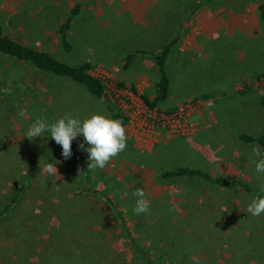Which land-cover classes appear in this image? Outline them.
I'll list each match as a JSON object with an SVG mask.
<instances>
[{
  "label": "rangeland",
  "instance_id": "374dc122",
  "mask_svg": "<svg viewBox=\"0 0 264 264\" xmlns=\"http://www.w3.org/2000/svg\"><path fill=\"white\" fill-rule=\"evenodd\" d=\"M259 2L0 0V29L9 37L71 65L89 62L106 85V95L97 99L71 81L0 54V91L6 94L0 97V208L15 187H23L0 223V264H143L105 200L80 193L90 177L115 198L135 237L158 261L264 264V214L247 212L250 194L196 178H161L176 167L195 166L214 177L235 174L260 191L264 176L255 171L259 158L252 152L258 144L239 145L236 138L264 134ZM76 4L81 12L68 32L72 51L66 53L58 29ZM177 33L167 61L171 94L158 113L141 99L154 98L153 56H136L127 67L125 60L136 51L158 53ZM109 101L130 122L126 149L102 170H86L83 136L72 141L68 159L50 132L24 137L38 118L49 124L66 114L81 121L93 114L111 118ZM56 161L62 179L39 174V165ZM138 188L150 201L147 214L133 212Z\"/></svg>",
  "mask_w": 264,
  "mask_h": 264
},
{
  "label": "trees",
  "instance_id": "16d2710c",
  "mask_svg": "<svg viewBox=\"0 0 264 264\" xmlns=\"http://www.w3.org/2000/svg\"><path fill=\"white\" fill-rule=\"evenodd\" d=\"M207 1V0H206ZM205 2H201L195 7V11L201 8ZM80 5H76L70 12L69 17L60 25L58 29V37L61 43V47L66 53L72 51V44L69 41L68 32L72 26L73 20L80 13ZM258 14L264 24V0H260L258 5ZM14 19L10 20V24H13ZM180 40V34L177 33L174 38L169 41L158 53L148 52L145 50L136 51L130 53L126 57V66H129L133 61V58L142 54H151L158 68V79L154 85V99H151L148 94L141 96V99L145 106L152 110L160 113L162 111L161 106L166 103L170 97L171 92V77L167 69V61L171 55L173 47ZM0 54L14 58L23 63H29L37 70L49 74L51 76H56L68 81H71L81 87H83L89 94L97 99H101L106 95V85L104 81L95 76L92 73V65L89 62H83L77 65H71L64 61L55 58L48 52L39 51L31 46L23 44L19 40H14L9 37L2 29H0ZM264 76V74H261ZM123 87V85H121ZM133 93H137L135 87L132 88ZM6 95L4 92L0 91V97ZM261 104L264 106V96L260 98ZM108 103V111L111 114L112 119H119L123 122L124 127H126L130 119L123 112V110L114 104L113 102ZM172 112V110H170ZM172 114V113H170ZM239 139L244 143H258L264 151V134L260 137H253L247 134H241ZM73 143V142H72ZM72 146V145H71ZM88 154L85 157L86 170L91 172V169H87L90 161L88 160ZM92 174V173H91ZM161 178L164 181H171L179 178H196L202 180L218 187H227L233 189H239L247 194H250L253 198L257 195H264V193L256 190L249 183L228 177H216L213 178L210 173L193 167H176L172 170H168L161 173ZM90 181L86 182L85 188L81 190L82 193L97 195L105 200L108 206L116 214L117 218L120 220L121 225L124 229V235L136 255L141 258L143 264H167L164 261H158L157 256L150 251V249L141 245L139 239L135 237V231L128 224L127 217L121 207L118 205L117 201L107 190H100L94 185L93 178L90 177ZM138 183L139 179H137ZM89 183H93L92 186ZM22 188L15 187L13 189V194L10 196L9 200L4 203L3 207L0 208V223H2L8 214L14 209L15 205L19 202Z\"/></svg>",
  "mask_w": 264,
  "mask_h": 264
},
{
  "label": "clouds",
  "instance_id": "9594fccd",
  "mask_svg": "<svg viewBox=\"0 0 264 264\" xmlns=\"http://www.w3.org/2000/svg\"><path fill=\"white\" fill-rule=\"evenodd\" d=\"M19 115L24 117L26 110L21 109ZM50 132V138L62 148V156L68 159L72 155V141L83 136V143L79 148L88 153L87 169H104L109 162L120 155L127 147V132L123 122L119 119H112L103 114H93L88 118H73L71 114L57 119L49 124L44 119H36L27 129L24 137L32 140L36 137H43L45 132ZM85 144L88 145L85 148ZM253 155L259 159H254L255 171L264 176V154L258 145L252 146ZM55 163H46L40 167V173L55 178V181L62 179L58 173ZM260 192L264 193V183L260 185ZM132 195L136 197L133 212L136 215L147 214L150 210V201L147 200L146 193L142 188L136 189ZM247 212L253 217L264 214V195L255 196L247 206Z\"/></svg>",
  "mask_w": 264,
  "mask_h": 264
},
{
  "label": "crops",
  "instance_id": "0c3cea01",
  "mask_svg": "<svg viewBox=\"0 0 264 264\" xmlns=\"http://www.w3.org/2000/svg\"><path fill=\"white\" fill-rule=\"evenodd\" d=\"M76 5H80V4H76ZM75 5V6H76ZM74 6V7H75ZM80 7H81V5H80ZM80 12H81V8H80ZM80 14V13H79ZM74 21V20H73ZM73 23V22H72ZM158 79V78H157ZM170 94H171V92H170ZM154 97H155V93H154ZM151 98V97H150ZM154 99V98H153ZM241 134H244V133H240V134H238L237 136H236V138H237V140L239 141V145H251L252 143H249V144H245L244 142H242L240 139H239V136L241 135ZM252 136V135H251ZM253 137H255V136H253ZM258 144V143H257ZM215 144H210V147L208 146V149H209V151H210V153L211 154H213V152H214V150H215V146H214ZM259 145V144H258ZM259 147H261L260 145H259ZM261 149H262V147H261ZM263 150V149H262ZM193 168H198V167H195V166H192ZM201 169V168H200ZM202 170H204V169H202ZM204 171H206V170H204ZM206 172H208V171H206ZM209 173V172H208ZM213 178H216V177H214L213 175H211ZM217 177H228V178H235V179H239V178H237L236 177V175L235 174H231V175H220V176H217ZM239 180H242V181H245L244 179H239ZM139 182H142V178H139ZM245 182H247V181H245ZM247 183H249V182H247ZM209 184V183H208ZM250 184V183H249ZM214 186V185H213ZM218 187V186H217ZM223 188V187H222ZM227 188V187H226ZM241 192H243V191H241ZM243 193H245V192H243Z\"/></svg>",
  "mask_w": 264,
  "mask_h": 264
}]
</instances>
